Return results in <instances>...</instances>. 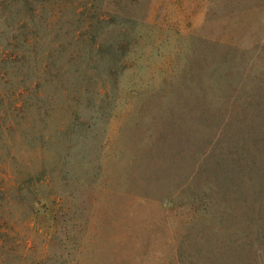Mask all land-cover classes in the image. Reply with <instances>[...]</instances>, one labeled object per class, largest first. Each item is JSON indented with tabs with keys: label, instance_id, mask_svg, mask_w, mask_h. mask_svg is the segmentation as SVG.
<instances>
[{
	"label": "rangeland",
	"instance_id": "obj_1",
	"mask_svg": "<svg viewBox=\"0 0 264 264\" xmlns=\"http://www.w3.org/2000/svg\"><path fill=\"white\" fill-rule=\"evenodd\" d=\"M0 264H264V0H0Z\"/></svg>",
	"mask_w": 264,
	"mask_h": 264
}]
</instances>
